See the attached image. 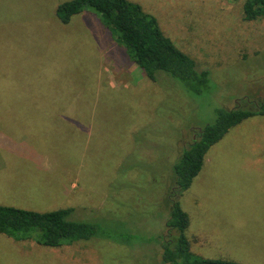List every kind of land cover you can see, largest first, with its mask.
I'll list each match as a JSON object with an SVG mask.
<instances>
[{
	"label": "rangeland",
	"instance_id": "1",
	"mask_svg": "<svg viewBox=\"0 0 264 264\" xmlns=\"http://www.w3.org/2000/svg\"><path fill=\"white\" fill-rule=\"evenodd\" d=\"M66 1L0 0V109H77L64 128H40L49 137L38 144L23 133L32 125L13 120L22 116L0 113V205L72 208L71 219L97 235L45 248L0 234V264H164L181 152L218 110L264 101V19L245 21V0H129L208 71L209 87L195 94L163 72L150 81L94 15L60 23L55 11ZM180 206L192 253L264 264V116L209 149Z\"/></svg>",
	"mask_w": 264,
	"mask_h": 264
},
{
	"label": "trees",
	"instance_id": "2",
	"mask_svg": "<svg viewBox=\"0 0 264 264\" xmlns=\"http://www.w3.org/2000/svg\"><path fill=\"white\" fill-rule=\"evenodd\" d=\"M245 21L264 19V0H245ZM84 11L94 15L124 48L145 76L156 82L159 72L182 83L187 91L200 94L209 87V73L197 68L191 59L161 31L155 17L129 0H69L57 6L55 16L62 24ZM251 108L236 107L216 112L215 121L198 131L196 138L181 152L173 167L174 181L168 194L169 218L160 240L164 264H238L228 260L206 259L190 250L186 236L188 215L180 206V198L200 173L209 149L228 131L253 116H264V101L251 102ZM73 209L33 212L0 205V234L16 242L29 241L45 248L71 246L97 235L94 224L71 219Z\"/></svg>",
	"mask_w": 264,
	"mask_h": 264
},
{
	"label": "crops",
	"instance_id": "3",
	"mask_svg": "<svg viewBox=\"0 0 264 264\" xmlns=\"http://www.w3.org/2000/svg\"><path fill=\"white\" fill-rule=\"evenodd\" d=\"M73 111L74 112H71V110L67 107H46V106H35V107L18 106V107L4 108L3 110L0 109V113L3 114H14V115L22 116V117L13 118V120H15L16 123L32 125L34 129L31 132H23V133H25L27 137L28 135H34L32 139L35 140L36 144L41 143L40 141L41 139H47L49 137L47 131L40 130V128H48V130L52 127H58V126L60 128H64L66 122L74 120V117H72L71 115H75L76 114L75 111H77V109H73ZM55 132H56L55 130L51 131L52 138H54ZM19 159L22 162L29 160H31L32 162L36 161L37 163L41 162L39 158L35 159L29 157H20ZM41 167L45 169L44 166L41 165ZM22 180L24 181L23 186H28L29 184H31V181L28 177H24L22 178Z\"/></svg>",
	"mask_w": 264,
	"mask_h": 264
},
{
	"label": "flooded vegetation",
	"instance_id": "4",
	"mask_svg": "<svg viewBox=\"0 0 264 264\" xmlns=\"http://www.w3.org/2000/svg\"><path fill=\"white\" fill-rule=\"evenodd\" d=\"M196 138V136H194V139Z\"/></svg>",
	"mask_w": 264,
	"mask_h": 264
}]
</instances>
